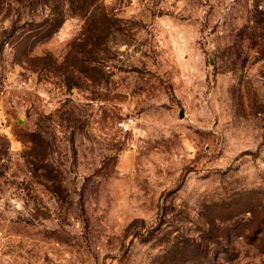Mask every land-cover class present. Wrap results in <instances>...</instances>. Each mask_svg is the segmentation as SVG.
<instances>
[{
    "label": "rangeland",
    "instance_id": "1",
    "mask_svg": "<svg viewBox=\"0 0 264 264\" xmlns=\"http://www.w3.org/2000/svg\"><path fill=\"white\" fill-rule=\"evenodd\" d=\"M0 264H264V0H0Z\"/></svg>",
    "mask_w": 264,
    "mask_h": 264
},
{
    "label": "water",
    "instance_id": "2",
    "mask_svg": "<svg viewBox=\"0 0 264 264\" xmlns=\"http://www.w3.org/2000/svg\"><path fill=\"white\" fill-rule=\"evenodd\" d=\"M180 116L182 117V114H180Z\"/></svg>",
    "mask_w": 264,
    "mask_h": 264
}]
</instances>
